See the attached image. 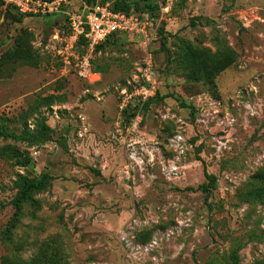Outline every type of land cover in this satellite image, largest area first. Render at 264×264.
Listing matches in <instances>:
<instances>
[{
    "label": "rangeland",
    "instance_id": "obj_1",
    "mask_svg": "<svg viewBox=\"0 0 264 264\" xmlns=\"http://www.w3.org/2000/svg\"><path fill=\"white\" fill-rule=\"evenodd\" d=\"M156 2L152 17L170 7L171 22H159L151 46L159 94L140 110L152 155L130 160L112 133L109 152L69 145V114L55 117L53 106L71 88L79 93V76L50 74L52 105L27 110L39 93L27 107L0 110V264H264V0ZM64 32L61 16H10L0 22V56L23 55L21 45L40 64L18 62L17 75L57 70L55 35ZM141 56L135 37L111 36L93 54L90 79L118 97ZM214 62L224 69L210 78ZM205 172L214 176L209 193L199 189ZM44 175V188L20 201L21 179Z\"/></svg>",
    "mask_w": 264,
    "mask_h": 264
},
{
    "label": "built area",
    "instance_id": "obj_2",
    "mask_svg": "<svg viewBox=\"0 0 264 264\" xmlns=\"http://www.w3.org/2000/svg\"><path fill=\"white\" fill-rule=\"evenodd\" d=\"M6 9L25 18L44 16L63 18L64 35L62 37L55 35L59 41L56 49L59 68L50 70L60 77L74 75L90 79L95 75L92 72L91 60L98 45L115 33L135 37L139 42L142 56L137 74L118 89L119 116L114 125L112 138L117 146L126 152L128 158L136 163L141 153L152 155V149H149L148 141L141 133L143 116L140 110L154 99L159 91V76L151 46L158 39L159 22L161 20L171 22L170 7L160 8L159 19L149 14L115 11L111 2L103 0L92 3L88 0H0V12ZM166 30H169L168 25ZM15 106L17 105L4 104L0 106V110L8 111ZM135 108L138 109L137 112L126 118L125 113ZM182 140L180 134L174 138L176 143ZM167 169L173 172L177 166L172 162ZM128 171L127 167L125 173ZM129 247L134 249V246Z\"/></svg>",
    "mask_w": 264,
    "mask_h": 264
},
{
    "label": "crops",
    "instance_id": "obj_3",
    "mask_svg": "<svg viewBox=\"0 0 264 264\" xmlns=\"http://www.w3.org/2000/svg\"><path fill=\"white\" fill-rule=\"evenodd\" d=\"M50 74H52L50 70L48 73L36 70L17 75L16 72H9L7 68H0V106L16 104L27 107L31 97L36 94L42 93V96L57 94L52 88L51 84L54 80ZM98 76L100 79V75ZM81 82L83 88L79 93H76L77 89L71 88V98L68 95V101L53 106V113L55 117H59L57 112L63 108L69 114L68 118L63 119V123L71 127L69 145L74 141L78 152H109L110 145L104 142L110 138L118 118L117 97L112 93L104 94L106 86L94 83L91 79H83ZM9 90L13 96L5 100L4 95H8ZM85 93L92 94L90 99H86ZM107 96H113L115 104L106 99ZM52 119L54 120V117Z\"/></svg>",
    "mask_w": 264,
    "mask_h": 264
},
{
    "label": "trees",
    "instance_id": "obj_4",
    "mask_svg": "<svg viewBox=\"0 0 264 264\" xmlns=\"http://www.w3.org/2000/svg\"><path fill=\"white\" fill-rule=\"evenodd\" d=\"M96 0H88L89 3H92V2H95ZM103 1H106V0H103ZM185 1L187 0H179L180 3H184ZM139 3H142L143 4V12H139L136 8H138L139 6ZM113 9L115 11H121V12H126V13H130V12H133V13H138V14H149L150 16L154 15V13L158 10V4L156 2V0H120V2L118 4H113ZM13 17L14 19H16L17 21H21L23 18V16L21 15H18V14H15L13 13L12 11L9 10H5V11H2L0 12V22H3L6 18L8 17ZM192 24H195V21H191ZM118 33H115V34H112L110 36L107 37V39L103 42L105 43L109 37L111 36H114ZM161 34H162V30H161ZM166 41H167V38L164 37L163 38V45L166 44ZM20 43H22V41L20 40L19 41ZM101 43L100 45H98L96 47V50L103 44ZM22 46L19 45L17 49H15V51H23L25 52L23 55L22 54H18L17 52H5L3 53L2 56H0V68H7L9 70V72H15L14 71V65L16 63H20V64H28V65H31L32 67H35L37 68L40 64V60H33L32 59V56L31 55H28V51H24L22 50L21 48ZM167 54L170 56L169 54V51L167 50ZM21 60V61H19ZM224 69V66L223 65H219L217 64V62H214L212 64V70H213V74H211V76H209L210 78L213 77L214 73L215 74H218L220 73V71ZM159 94V92H158ZM157 94V96H158ZM55 96L56 95H47V96H37L34 100L35 102V105L31 106L29 105L27 107V110H35L37 106H40L42 103H46L49 104V105H52L54 100H55ZM50 131V129L45 126V124L42 122V130L40 132V136H44V138H41L42 141L43 139L44 140H47L49 139V136H48V132ZM13 138H17V136H12ZM27 136H23V139H26ZM205 177L206 179L208 180V182H204L202 183L200 186H199V189H201L204 193H209V184L212 183L214 181V176L213 175H210V174H207L205 172ZM45 178H47L46 175H44V177L40 180H34V181H31V180H27V179H21V184H22V187H23V190L20 192L19 194V200L22 201L24 199H26V197L30 194V192L33 190V189H43L44 188V185H45ZM262 194V198H263V201H264V190H262V192H260V195ZM210 207V206H209ZM17 263H14V264H24L21 260L19 261L18 259L16 260ZM1 264H9V262L7 261L6 258L2 259L1 260Z\"/></svg>",
    "mask_w": 264,
    "mask_h": 264
}]
</instances>
